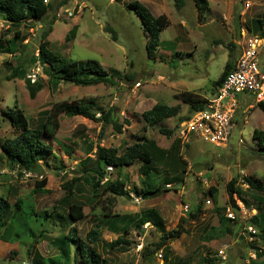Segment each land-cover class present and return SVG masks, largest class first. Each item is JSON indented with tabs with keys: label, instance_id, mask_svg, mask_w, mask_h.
<instances>
[{
	"label": "rangeland",
	"instance_id": "rangeland-1",
	"mask_svg": "<svg viewBox=\"0 0 264 264\" xmlns=\"http://www.w3.org/2000/svg\"><path fill=\"white\" fill-rule=\"evenodd\" d=\"M132 1L135 0H53L54 10L44 20L31 21L29 27L24 24L21 28L22 41L27 45L24 56L27 61L30 56L37 55L41 32L55 16L52 31L47 36L51 50L71 59H96L108 70L129 72L134 77L132 84L124 82L113 88L102 83L81 86L61 81L54 86L37 64L28 67L25 78H10L11 70L5 61H11V56L0 52V143L13 134L9 118L4 113L14 106L23 111L32 127L44 123L46 114H51L52 105L58 102L91 105L97 116L102 108L113 107L115 117L123 124L122 132L116 133L110 125L102 128L101 122L82 116L58 114L59 127L55 131V138L48 140L57 161L52 156H40L52 166L44 168L42 175L47 179V190L43 192H33L35 182H39L42 176L17 167L11 168L0 148V196L8 202L14 203L20 197L30 200L39 213L55 211V214L64 215L68 204L63 202V185L66 184L68 188V183L80 176L76 163L86 156L87 144L116 147L122 152L141 135L144 125L141 113L155 103L180 106L177 115L148 127L145 133L159 147L167 149L168 156L176 157L174 141L178 125L182 122L179 119L191 114L190 106L183 102L181 94L187 92L193 97L208 98L212 82L219 77L227 60L231 58L236 61L240 54V30L243 28L252 35L261 36L256 20H264V0H207L209 9L203 13L199 12L194 0H184L181 7L176 5L175 0H137L147 6L153 15L164 14L169 19L168 26L160 33L161 46L148 56L146 35L139 17L127 8ZM69 12L72 14L69 15ZM8 28L0 19V38L4 42L13 35L7 32ZM108 28L113 29L114 33ZM262 43L259 58L264 68V41ZM229 52L231 57L228 56ZM25 66H28V62ZM26 80L32 85L31 90ZM237 102L227 146H215L194 135L187 145L180 143V149H177L180 163L173 158L170 164H155L159 169L156 172L157 181L169 190H161L158 195L147 198L134 194L131 199L106 194L100 198L101 202H96L81 180L73 183L75 196L72 200L82 204L86 213V217L77 223L78 237L84 239L91 228L99 229L101 236L95 248L109 264H153L152 259H156L157 251L154 249L161 233L176 228L183 220H187L182 222L184 227L191 225L190 221L198 218H189V214L195 212L197 204L201 203L204 214L200 217L205 219L203 222L207 223V230L199 231L200 236L203 235L202 239L199 237V243L209 245L212 253L223 249L226 254L224 264H264L262 230L250 223L253 215L264 212V193L250 190L243 181L244 176L259 180L264 178V156L252 150L255 147L253 130H264V100L257 101L250 94H240ZM125 120L129 123L125 124ZM160 127L173 130V134L170 137L162 134ZM240 139L242 143H239ZM67 149L70 154L65 152ZM181 161L185 162L183 166ZM141 166L142 163L136 161L123 168L127 188L132 190L134 186L139 187L141 181L146 179ZM177 177L181 181L173 183L172 179ZM233 178H236V188L242 192L238 196L240 199L234 196L239 211L228 203L226 184ZM169 183H173L171 188L166 186ZM211 187L215 189L213 194L209 193ZM206 199H209L208 204L205 203ZM184 204L189 207L186 212L182 209ZM103 206L109 207L113 214L140 215L154 210L161 227L149 223L137 228L131 224L129 234L122 236L126 244L111 248L110 242L122 233L121 230L110 232L104 228L106 218L102 219L101 215L106 211ZM217 209L223 219H226L228 212H233L235 219L227 222L230 233L220 230L224 227V220L220 222L217 219ZM25 211L26 205L21 216L16 218V223L20 225V238H30L32 232H39V227L44 228L49 224L45 214L31 218ZM48 216L52 221L50 214ZM249 224L256 228L255 236L247 232ZM66 233L67 230L59 226L50 228L44 233L46 237L35 247L46 258L56 257L57 249L52 241ZM179 243L176 245L179 246ZM27 247L25 242L0 240V264H31ZM143 247L152 253L143 257ZM253 249L261 250L262 255L249 263L247 260ZM199 252H202L200 248ZM73 254L74 249L71 248L68 264H75ZM77 262L81 263L78 259ZM174 264H177L176 261Z\"/></svg>",
	"mask_w": 264,
	"mask_h": 264
},
{
	"label": "trees",
	"instance_id": "trees-1",
	"mask_svg": "<svg viewBox=\"0 0 264 264\" xmlns=\"http://www.w3.org/2000/svg\"><path fill=\"white\" fill-rule=\"evenodd\" d=\"M175 2L178 7H181L184 0H175ZM194 2L200 13L209 9L207 0H194ZM127 8L133 10L139 17L142 30L146 35V52L148 56H151L162 44L160 41V33L168 26L169 19L164 14L157 16L153 15L147 6L137 0L129 2ZM53 10V0L47 3H45L44 0H0V19L8 25L9 28L7 32L13 33L5 42L0 38V52L11 56V61H5V65L11 70L10 78H25L28 67L37 64L48 76L49 81L54 86L58 85L61 81L81 86H92L102 83L113 88L118 87L124 82L129 84L133 83L134 77L129 72H121L116 69L108 70L96 59L88 58L85 60H76L61 56L51 50L47 36L52 31L55 16L45 25L41 32L37 46V55L30 56L27 61L24 57L27 45L22 41V26L25 24L29 27L31 21L44 20L47 14ZM256 24L258 30L261 32L260 38H264V20L257 19ZM108 30L114 33L113 29L108 28ZM228 56L231 57V52H229ZM26 62H28V66H25ZM231 69L232 59L229 58L219 77L212 82V94ZM26 83L31 90L32 85L29 84L28 80H26ZM181 97L183 102L189 104L191 114L195 111L204 109L207 102V99L193 97V95L187 92L182 93ZM260 105L263 106L262 103H260ZM113 109V107H109L108 109L102 108L100 110V115L97 116L96 113L92 111L91 105L58 102L52 105L50 110L51 114H46L44 123H41L40 126L32 127L30 126L28 118L20 108L16 106L8 108L4 114L9 118L13 134L0 143L1 154L11 168L17 167L25 172L40 174L42 178L39 182H35L33 192L46 191L47 189H45V186L47 179L42 174L45 167L52 166L47 159H40V156H52V158L57 161V155L48 140H54L55 138V131L59 127L58 114L63 113L67 117L82 116L96 122H101L102 128L106 125H110L114 132L121 133L123 124L115 117ZM179 111V105H167L163 103H155L151 108L143 111L141 113L142 120L144 121V125L142 126L143 132L140 136L136 137L135 142L127 145L122 152L116 147L87 144L86 156L76 163L77 173H80V176H76L75 179H72L68 183V188H66V184L63 185L65 188L63 202L68 204L66 213L61 215L59 213L55 214V211H51V213L48 214L53 218L52 221L46 212H37L30 200L18 197L14 203H10L0 196V240L27 243L28 247L26 252L31 258V264H68L71 257V248L74 249V260H72L75 264H78L77 259L79 263L81 262L80 264H109L95 248V243L101 236L99 229L91 228L85 234L84 239L78 237L77 223L86 217V213L82 204L75 203L72 200L73 195L75 196L74 186L72 184L81 180L85 189L91 194V197L95 198L96 202H101L100 198L106 194H114L130 199L133 198L132 194H134L140 198H147L158 195L161 190H169L163 188V184L157 181L158 174L156 172L159 171V169L155 167V164L163 163L167 165L173 161V158L174 161L176 160L175 162L180 163L177 149H180L179 146L181 141L178 138L175 139L176 157H171V155L168 156L169 151L167 149L159 147L156 142L148 138L145 133L148 127L160 124L162 121L177 115ZM187 118L189 117H181L179 120L183 121ZM124 122L125 124L129 123L128 120ZM159 131L168 137L173 134V130L163 127H160ZM252 140L255 144L252 150L256 154L264 156V130L254 129ZM187 144L188 143H185V145ZM65 152H67V154L71 153L68 149L65 150ZM136 161L142 163L140 169L146 174V179L141 181V186H134L131 190L127 188L123 168L133 165ZM184 163L185 162H182L181 165L183 166ZM56 167L61 168L62 166L56 165ZM182 170L183 172L185 171L184 168ZM111 175L115 177L112 178ZM172 180L173 183H175L174 181H181V178L177 177ZM243 181L250 190L264 193V178L259 180L244 176ZM226 190L229 205L236 211H239L240 208L236 204L234 196L240 199L238 196H240L242 192L236 188V178L231 179L226 184ZM214 192L215 189L211 187L209 193L213 194ZM200 204L201 203L197 204L195 212L189 214V218H198L199 214L202 212ZM25 205L27 207V211L25 212L29 214L30 217L33 215L37 217L40 214H45L49 222V224H46L47 227H39V232H32L31 235L33 236L30 238H27L28 236H22L20 238V225L18 226L16 223V218L21 216L20 213L23 212V206ZM103 208L106 211L101 215L102 219L106 218L103 225L111 226L113 230H121L122 233V235L119 234V239L117 238L115 241L110 242L109 247L111 248L125 243L123 242L124 238L122 236L125 237L129 234L131 224H135L137 228H141L145 223L149 222L152 225L161 227L158 214L155 213L154 210L145 211L140 215H120L113 214L109 207L103 206ZM217 214L220 222L224 220V227L220 228V230H223L224 233H230L231 228L227 225V222L231 219L228 217L223 219V216L219 214V209H217ZM182 222H187V220H183ZM182 222L178 224L176 228L161 233L160 241L156 244V249L154 250H158L165 245L167 246L169 242L179 238L183 233H186L187 229ZM250 223L261 228L263 234L261 238L264 241V212L253 215L250 219ZM120 224L122 225L120 226ZM40 225L42 226L43 224L40 223ZM55 226L67 230V233L52 241L54 247L57 249V256L46 258L39 253L35 246L46 237L44 233ZM168 249L169 247H167V250ZM255 250L257 252L256 257H261L262 251L258 249ZM150 253L152 252H147L146 247L142 248L143 257H146ZM205 263L214 264L210 257H205Z\"/></svg>",
	"mask_w": 264,
	"mask_h": 264
},
{
	"label": "built area",
	"instance_id": "built-area-1",
	"mask_svg": "<svg viewBox=\"0 0 264 264\" xmlns=\"http://www.w3.org/2000/svg\"><path fill=\"white\" fill-rule=\"evenodd\" d=\"M48 1L44 0L45 3ZM246 5L249 6V4ZM262 41L263 39L258 35H252L243 28L240 30L241 51L239 56L232 69L216 88L214 95L207 99L205 108L193 112L189 118L178 125L176 137L181 143H188L190 138L196 135L215 146H227L233 130V114L238 108L237 96L250 94L257 101L264 100V72L259 69V48L263 44ZM242 142L243 140L240 139L239 143ZM172 184L169 183L166 186L171 188ZM205 203L208 204L209 199H206ZM182 209L186 212L189 207L184 204ZM227 217L231 220L235 219L233 212H228ZM246 229L251 236L257 234L256 228L251 224ZM251 251L247 260L249 263L257 258L256 250ZM156 255L162 259V251H158ZM215 257L214 264H224L225 251L219 249ZM158 264H163V260H160Z\"/></svg>",
	"mask_w": 264,
	"mask_h": 264
},
{
	"label": "crops",
	"instance_id": "crops-1",
	"mask_svg": "<svg viewBox=\"0 0 264 264\" xmlns=\"http://www.w3.org/2000/svg\"><path fill=\"white\" fill-rule=\"evenodd\" d=\"M264 41V38H262ZM235 63V60L232 61V67ZM259 69L264 72V68L261 66V60L259 58ZM216 91V90H215ZM215 93V92H214ZM214 93L212 94V89L209 92L210 96L205 99H210ZM203 213V211L199 214L200 215ZM135 214V213H134ZM204 214V213H203ZM202 214V215H203ZM120 215H133V214H120ZM182 216H185L181 214ZM192 220L191 225L186 226L185 228L187 229L186 233H183L179 238L169 242L167 244V247H169L168 251L165 248L166 245L160 249H158L155 253L156 259L153 260V264H157L160 260H163V264H174V261H176L177 264H202V262H205V257H210L212 259V262L214 263L216 260V254L218 252L212 253L209 249V245H206L204 243H199V237H201V232H205L207 229V223H204L203 221L205 220L202 216L200 219ZM218 219V217H217ZM219 220V219H218ZM189 223V222H188ZM149 224V222L145 223ZM212 228H214V225H211ZM108 231H112L111 226L105 225L104 227ZM210 236V235H208ZM203 238V235L201 239ZM179 246L176 245L177 242H179ZM214 240L210 241L209 243L213 242ZM217 242V240H216ZM216 242L214 244H216ZM182 243V245H180ZM142 244V243H141ZM142 246V245H141ZM136 248V247H134ZM164 248L166 249L165 251ZM199 248L202 250V252H199ZM211 248V247H210ZM206 250L205 252H203ZM158 251H162V259L157 257ZM209 252V253H208ZM211 252V253H210ZM171 255V256H170ZM173 256V257H172ZM178 261V262H177ZM206 264V263H205Z\"/></svg>",
	"mask_w": 264,
	"mask_h": 264
},
{
	"label": "clouds",
	"instance_id": "clouds-1",
	"mask_svg": "<svg viewBox=\"0 0 264 264\" xmlns=\"http://www.w3.org/2000/svg\"><path fill=\"white\" fill-rule=\"evenodd\" d=\"M216 261V260H215ZM254 261V260H253ZM252 262V261H251ZM215 263V262H214ZM158 264V263H157Z\"/></svg>",
	"mask_w": 264,
	"mask_h": 264
}]
</instances>
